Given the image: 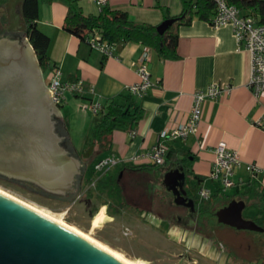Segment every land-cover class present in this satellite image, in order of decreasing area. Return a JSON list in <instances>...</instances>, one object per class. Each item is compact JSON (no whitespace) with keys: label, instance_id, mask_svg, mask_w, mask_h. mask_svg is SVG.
<instances>
[{"label":"crops","instance_id":"0c3cea01","mask_svg":"<svg viewBox=\"0 0 264 264\" xmlns=\"http://www.w3.org/2000/svg\"><path fill=\"white\" fill-rule=\"evenodd\" d=\"M72 2L86 15L97 14L100 10L95 0ZM106 5L127 12L130 20L135 23L152 25L178 16L183 9L182 0H106ZM7 6L11 8L9 0H0V24L3 27L4 21L5 26L9 22L8 16L11 14ZM15 10L18 12L17 6ZM67 10L66 0H53L49 3L39 0L36 21L37 27L50 39V67L46 70V77L38 65L43 80H48L49 72L55 67L60 71L61 81L82 80L85 89L83 94L67 93L59 106L60 114L61 107L66 108L74 102L77 105L80 102L78 106L84 110H88L84 106L94 103H99L101 109L111 103L123 104L125 96L129 95L127 86L139 80L135 71L137 58L144 50L150 51L147 68L153 85L141 96L132 95L133 101L142 111L141 118L131 129H114L111 132L108 152L99 153L96 151L97 146H90L93 154H98V159L114 156L124 160V163L117 166H127L129 169H125V173L157 172L162 181L165 172L175 167L173 162L176 159L188 157L191 176H199L200 187L208 188L210 196H213L226 192L218 182L209 178L215 157L214 146L223 140L228 148L236 150L240 156V164L234 168L232 176L235 182L232 186L234 194L239 196L243 193L249 179L256 180L259 189L264 190V91L255 95L248 88L250 54L246 49L238 48L230 25L216 27L210 21L196 17L189 24L180 25L177 28L175 58L163 59L157 52L135 42L116 47L114 55L106 57L98 49L63 29ZM34 56L36 58L35 53ZM210 84H228L231 91L203 102L196 132L184 140L168 141V150L172 154L169 159L166 155L163 165L149 168L145 166L152 164H135L130 160L133 155L148 151L157 142L162 130L183 122L190 112L193 93L204 90ZM91 87L93 91L89 92L88 88ZM83 99L86 102H82ZM62 119L64 122V116ZM67 135L78 159L87 165L88 161L81 160L80 156L89 147L91 136L85 138V144L79 150L72 144L68 131ZM102 153L103 156H99ZM247 164L260 169L255 177L250 176ZM135 166L144 168L134 169ZM237 195L236 199H243V196ZM154 218L160 224V220ZM172 228L177 229L168 226V230ZM187 235L190 239L192 233ZM196 245L209 246V242L203 240L196 242Z\"/></svg>","mask_w":264,"mask_h":264},{"label":"water","instance_id":"95a60500","mask_svg":"<svg viewBox=\"0 0 264 264\" xmlns=\"http://www.w3.org/2000/svg\"><path fill=\"white\" fill-rule=\"evenodd\" d=\"M22 2L9 0L8 31L26 28ZM175 21L174 17L163 20L156 27L158 33L162 34ZM32 49L26 37L21 41L0 38V175L25 181L26 189L37 194L71 200L79 192L75 190L77 179L86 163L78 159L74 150L71 154L60 144L51 114L55 112L63 119L59 106L49 103L51 91L44 88ZM91 151L92 147L84 156ZM185 178L183 168L176 166L165 172L162 181L174 195L176 205L193 211L194 200L187 198L183 189ZM67 191L71 192L66 194ZM245 206L243 199L230 200L215 212L217 222L237 230L264 232V227L243 217ZM0 264L122 263L70 230L0 194Z\"/></svg>","mask_w":264,"mask_h":264},{"label":"rangeland","instance_id":"374dc122","mask_svg":"<svg viewBox=\"0 0 264 264\" xmlns=\"http://www.w3.org/2000/svg\"><path fill=\"white\" fill-rule=\"evenodd\" d=\"M43 74L46 77V71ZM43 84L47 87V79L43 80ZM81 101L86 102L85 99ZM78 105L74 102L66 108L61 107L60 110L65 118L70 140L80 150L85 144V138L89 137V129L96 115ZM88 150L89 147L84 153ZM92 152L87 157L92 156ZM99 156L102 157L103 153ZM80 157L83 160L82 155ZM116 168L118 166L112 167L110 171ZM159 175L152 171L125 173L123 176L125 204L118 213L115 202L106 199L108 207L105 205L99 207L95 214L96 216L100 213L96 225L93 224L95 216L92 219L89 216L84 197L88 186L81 185L79 192L71 200L46 197L18 185H10L7 188L4 183H0V188L61 218L136 264H260L257 257L264 256V236H257L255 232L237 230L214 221L215 228L212 234L218 243L213 241L212 244L209 242V246L197 248V239L193 233L188 239L187 232L184 234L175 228L168 230L166 223L157 224V219L149 212L142 213L146 206L150 207L151 201L154 202V208L161 212L165 211L167 204H170V208H166L170 213L176 214L182 209L172 205L171 194L165 190ZM225 189V195H234V187ZM134 203L141 205L137 207ZM259 208H264V200L251 196L250 199H246L242 215L244 218L254 220L253 217Z\"/></svg>","mask_w":264,"mask_h":264},{"label":"trees","instance_id":"16d2710c","mask_svg":"<svg viewBox=\"0 0 264 264\" xmlns=\"http://www.w3.org/2000/svg\"><path fill=\"white\" fill-rule=\"evenodd\" d=\"M49 3L53 0H42ZM229 5L237 7L244 15H251L258 23H264V0H226ZM68 4L67 14L64 18L63 29L77 36L81 41L90 43V40L99 35L101 39L108 41L115 48L127 43H140L151 50L157 52L163 59H170L176 57L177 44V28L180 25H187L196 17L211 21L215 13V3L213 0H182V12L175 16L176 21L170 25L162 34L158 33L157 25L148 23H135L130 20L127 12L122 10L112 9L107 5L100 7L97 14H84L80 8L74 6L72 0H66ZM22 18L25 22V37L32 46L39 67L42 71H46L50 67L48 48L50 44L49 37L37 27V19L39 14V0H23L21 6ZM170 18V17H169ZM58 104L57 106H60ZM142 111L132 99V95H126L124 103L121 105L109 104L105 109H100L96 113V118L89 129L90 143L89 147L97 146V152H108L110 150V134L114 129H131L137 121L141 118ZM64 132L67 134V129L64 124ZM83 159L88 161V164L82 170L77 179L75 190L79 191V185L88 186L85 189V200L89 210V216L92 219L97 213L99 207L107 206L106 199H112L117 205L119 213L120 208L125 204L123 190V176L124 170L129 169L127 166L116 168L114 171H104L100 174L94 169V164L99 160L97 155L93 154ZM172 151L168 150L167 158L171 157ZM168 160H166L167 162ZM174 166L181 165L184 170L190 175L191 185L195 191L200 188L199 176H191V169L189 167L190 161L188 157L176 159L173 162ZM145 167L158 168V165H147ZM134 169L144 168L142 166H135ZM122 176L119 178V174ZM94 182V186H91ZM0 183H4L5 187L10 185H18L20 187L28 188L25 181L17 179H8L6 176L0 175ZM78 188V189H77ZM30 189V188H29ZM44 194V192H42ZM235 195H225L218 193L210 196L203 206L196 208L198 215L196 220L198 225L196 230L198 232H210L214 226V221L217 224L215 212L226 205L230 200L235 198ZM246 202L251 196L258 197L264 200V190H260L257 181L249 179L245 183V189L240 194ZM194 203L197 204V194L191 197ZM97 201V204H96ZM254 221L264 227V208H259ZM224 225V224H223ZM202 226V227H201ZM253 232V231H251ZM257 236H264V232H255ZM232 254L230 253L229 256ZM260 264H264V256L257 257Z\"/></svg>","mask_w":264,"mask_h":264},{"label":"built area","instance_id":"2783aa9c","mask_svg":"<svg viewBox=\"0 0 264 264\" xmlns=\"http://www.w3.org/2000/svg\"><path fill=\"white\" fill-rule=\"evenodd\" d=\"M102 7L106 5V0H95ZM215 3V13L211 18V24L219 27L230 25L233 30L234 38L239 49H246L250 54L249 80L248 88L258 95L264 91V23H258L251 15H244L240 10L229 5L226 0H213ZM89 45L98 49L104 56H113L115 47L96 35L90 40ZM150 60V51L144 50L135 62V71L139 77L138 82L127 86L129 94L134 96L143 95L153 83L150 80V73L147 68V62ZM47 88L51 91V100L54 104H62L67 93L83 94L85 92L82 80L64 82L60 80V71L58 68H52L49 72ZM89 92L93 88H88ZM231 86L228 84L218 85L210 84L204 90H196L193 93V100L190 112L187 118L175 126L164 129L158 134L157 142L143 153L133 155L130 160L135 164H154L161 166L165 163L168 153V141L184 140L191 134H194L198 128L201 118L202 104L205 100H214L225 93H230ZM97 113L101 109L99 103L84 106ZM214 160L209 172V178L218 182L221 188H230L235 185L232 179L234 168L240 164V156L236 150L227 147L221 140L214 146ZM124 163V160L107 156L99 159L94 164L96 172H104L112 167ZM247 171L251 177H255L260 169L253 164L246 165ZM91 186H94L92 182ZM211 195V191L205 186H201L197 191L199 202H205Z\"/></svg>","mask_w":264,"mask_h":264},{"label":"flooded vegetation","instance_id":"af4514ba","mask_svg":"<svg viewBox=\"0 0 264 264\" xmlns=\"http://www.w3.org/2000/svg\"><path fill=\"white\" fill-rule=\"evenodd\" d=\"M8 23L6 24L5 27H3V25L0 24V38H8V39H12V40H18L21 41L23 39V37H25V30L20 31V30H15V31H8L7 30V26ZM45 90L47 89L46 86H44ZM49 103H51L52 105L57 106L56 104H54L52 101ZM51 120L53 122V126H54V131L58 134V136H60L61 140H60V144L65 147L71 154H74L73 149L71 147V143L69 142V138L68 136L66 137L65 133H64V122L63 120H61V118H59V115L56 114L55 112H53L51 114ZM69 142V143H68ZM69 144V145H68ZM82 159H85L86 157L84 156V154H82ZM178 167H182L181 165H177ZM183 168V167H182ZM184 170V168H183ZM186 178H185V184L183 185V189L186 191V197L187 198H191L192 196L194 197L195 194H197V191H195V189H193L192 185H191V178L190 175L187 174V172L184 170ZM121 174V175H120ZM119 174V178L122 176V172H120ZM75 175L73 176V180H72V184L73 181H75ZM123 185V184H122ZM73 190H74V186H73ZM72 190V191H73ZM124 190V188H123ZM165 190L171 194V203L174 206H178L180 208H182L180 211H178V213L173 214L170 213V211L166 210V208H170V204H167L165 207V211L161 212L159 210H156V208H154V202L151 201V205L146 206L147 208H145L143 212H149L150 214H153L154 217H157L160 220V224H164L166 223V226H174L176 227L180 232L185 233L187 232V234L193 233V235L195 236V238L197 239L196 242H200L203 240H206L207 242H210L212 244V242H216V239L213 237V230L214 228L210 231H202V232H198L196 230L197 227H200L198 225V221L196 220L197 218V214L195 213L196 208L198 209L200 206L204 205V202H199L198 198H197V204H195V209L193 211H191V209L189 207H186L184 205H176L173 202L174 199V195L172 194V192L170 190H168L165 187ZM71 191H67L65 192L70 193ZM133 204V203H132ZM137 207L141 204L139 203H134ZM150 210V211H149ZM202 227V226H201ZM167 231V230H165ZM196 247L198 248V246L196 245Z\"/></svg>","mask_w":264,"mask_h":264},{"label":"bare ground","instance_id":"6f19581e","mask_svg":"<svg viewBox=\"0 0 264 264\" xmlns=\"http://www.w3.org/2000/svg\"><path fill=\"white\" fill-rule=\"evenodd\" d=\"M0 194L8 197L9 199L22 204L23 206L43 215L44 217L48 218L49 220L59 224L60 226L70 230L71 232L77 234L78 236L84 238L85 240L89 241L90 243H92L93 245H95L96 247H98L99 249L103 250L104 252L108 253L109 255H111L112 257H114L116 260H118L119 262H121L122 264H136L133 263L132 261L124 258L119 252L113 250L112 248H110L109 246L105 245L104 243L100 242L97 239L92 238L91 236H89L88 234H86L85 232L81 231L80 229H78L77 227L70 225L66 222H64L61 218L55 217L54 215L46 212L44 209L39 208L31 203H28L27 201H24L14 195H12L11 193L5 191L4 189L0 188ZM100 219V213H98L94 220H93V224L96 225L99 222Z\"/></svg>","mask_w":264,"mask_h":264}]
</instances>
